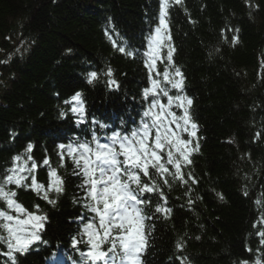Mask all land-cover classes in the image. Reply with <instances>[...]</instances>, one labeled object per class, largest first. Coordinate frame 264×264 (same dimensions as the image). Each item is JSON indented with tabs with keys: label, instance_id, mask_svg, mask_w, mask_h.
<instances>
[{
	"label": "trees",
	"instance_id": "1",
	"mask_svg": "<svg viewBox=\"0 0 264 264\" xmlns=\"http://www.w3.org/2000/svg\"><path fill=\"white\" fill-rule=\"evenodd\" d=\"M158 12L159 0H0V174L29 143L38 182L49 181L46 157L57 169L64 191L50 193L54 206L30 189H16L28 208L39 205L48 215L52 246L70 242L81 207L76 201L83 195L79 170L67 156L60 166L57 146L94 127L78 126L64 101L81 92L88 120L109 125L107 131L118 130L121 118L140 114L148 79L143 43ZM169 14L174 65L193 98L200 147L183 168L196 183L169 178V189L160 181L172 211L145 222L151 230L142 264H181L177 257H187L184 264L264 261L257 235L264 231V0H182ZM122 45L138 51L127 56L117 50ZM92 71L99 76L89 84ZM109 79L118 89L109 87ZM147 195L152 215L163 200ZM177 241L184 243L182 250ZM46 252L32 250L19 264H40Z\"/></svg>",
	"mask_w": 264,
	"mask_h": 264
},
{
	"label": "snow or ice",
	"instance_id": "2",
	"mask_svg": "<svg viewBox=\"0 0 264 264\" xmlns=\"http://www.w3.org/2000/svg\"><path fill=\"white\" fill-rule=\"evenodd\" d=\"M174 2L180 4L182 0ZM171 6L172 0H159V23L146 37L147 51L143 56L149 86L142 90V112L138 124L131 130L112 128L107 131L109 125L95 118L88 120L81 92L64 101L69 105L68 112L76 117L78 126L94 125L83 138L76 136L67 144L57 146L60 166H64V157H69L79 170L75 174L83 178L80 188L84 195L82 201L76 202L81 203L90 215L81 214L78 217L82 226L71 237L70 247L78 253V259L65 255V251L57 246L46 257V264H142L141 256L151 230L145 228V222L152 220L157 213H164L167 218L172 211L166 207L160 181L169 189V178L173 182L187 184L190 179L196 183L191 172L185 174L183 171L192 163L191 155L199 151L200 145L198 125L190 113L192 100L184 94L183 73L173 63L174 48L170 44L167 23ZM237 42L238 37L233 36L232 43ZM117 50L127 56H135L138 51H126L123 45ZM158 61L165 65L162 73L157 70ZM106 75L112 76L110 68ZM98 76L96 71L88 73L87 82L94 83ZM160 76L162 80L156 78ZM108 85L119 87L113 79L108 80ZM173 90L174 94H171ZM162 97L166 98V102ZM174 109L180 110L181 114L177 115ZM60 115L65 117L67 113L62 110ZM121 124H124L123 120ZM100 132L104 133L103 136L98 134ZM32 149L33 145L29 143L22 153L12 157L11 166L0 174V202L6 206L0 209V244L6 246L7 251L3 255L10 264H18L17 254L28 253L33 245L48 244L41 236L48 217L25 209L16 199V189H30L53 206L56 199L50 198V193L59 196L64 191V181L57 169L51 167L47 157L42 165L48 168V184L45 186L38 182L36 172L39 165L32 156ZM150 193L158 194L163 200V203L154 206L152 215L148 214L152 208V198L147 195ZM191 203L193 201L190 200ZM35 207L39 210V205ZM260 223L264 224V220ZM257 235L264 246V231ZM184 246L177 241L178 250ZM177 258L181 264L187 260V257ZM241 264L249 262L242 261ZM253 264H264V261L257 257Z\"/></svg>",
	"mask_w": 264,
	"mask_h": 264
}]
</instances>
